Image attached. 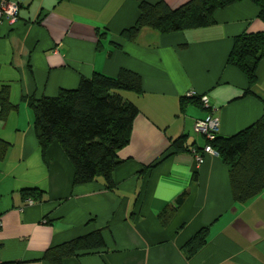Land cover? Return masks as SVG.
<instances>
[{"label":"crops","instance_id":"obj_1","mask_svg":"<svg viewBox=\"0 0 264 264\" xmlns=\"http://www.w3.org/2000/svg\"><path fill=\"white\" fill-rule=\"evenodd\" d=\"M163 1L174 8L188 0ZM137 16L136 0H19L17 21L0 23V85H9L15 105L0 119V138L11 144L0 160V264H47V248L97 228L106 248L63 264H264V189L233 202L226 165L194 130L197 119L214 116L216 134L231 136L263 112L264 59L248 95L242 72L226 64L234 36L264 30L256 5L220 8L209 26L165 34L144 26L124 39ZM123 68L139 74L141 92L114 90L139 111L117 152L114 187L102 178L73 184L58 144L41 154L23 96H53ZM189 91L207 95L209 107L189 102L181 110ZM179 136L187 150L171 153ZM30 187L43 191L40 199L23 197ZM183 192L163 225L158 216ZM205 226L206 243L187 259L185 242Z\"/></svg>","mask_w":264,"mask_h":264},{"label":"trees","instance_id":"obj_2","mask_svg":"<svg viewBox=\"0 0 264 264\" xmlns=\"http://www.w3.org/2000/svg\"><path fill=\"white\" fill-rule=\"evenodd\" d=\"M136 1L137 19L121 32V37L129 41L134 40L144 26L165 34L212 25L218 9L242 0H188L174 8L163 0L155 3ZM248 1L256 5L257 17L264 22V0ZM263 59L264 30L242 32L233 37L226 64L244 75L247 83L245 95L254 94L257 67ZM117 89L141 92L139 74L124 68L115 76L95 72L90 78H82L76 88H61L53 96H23L33 112L41 154L46 156L48 148L58 144L73 167V184L102 178L106 188L114 187L112 172L121 163L117 152L129 142L133 120L139 112L133 103L114 92ZM201 95L183 97L181 110L189 102L201 105ZM14 108L9 85L1 84L0 119H6ZM10 145L0 138V160L5 158ZM206 145L216 151L227 167L233 202L246 203L264 189V109L249 126L231 136L215 133L213 138H206ZM169 149L171 153L186 151L185 136L174 139ZM21 193L25 198L38 200L43 191L30 187L22 189ZM185 196V192L181 193L171 207L164 208L158 216L163 225L183 203ZM102 230L97 228L50 246L42 259L47 264H63L68 258L103 251L106 244ZM208 231V226L201 227L185 242L183 249L187 259L204 246Z\"/></svg>","mask_w":264,"mask_h":264},{"label":"built area","instance_id":"obj_3","mask_svg":"<svg viewBox=\"0 0 264 264\" xmlns=\"http://www.w3.org/2000/svg\"><path fill=\"white\" fill-rule=\"evenodd\" d=\"M19 14V0H0V23L6 22L13 24L17 21ZM188 96L197 95L195 91H189ZM200 101L203 106L209 107L207 95H201ZM218 128V120L214 116H210L205 119H197L194 122V130L197 133L203 134L206 138H213ZM204 151L211 154H217L209 145L204 147ZM202 158L198 157V162H201ZM1 226V221H0Z\"/></svg>","mask_w":264,"mask_h":264}]
</instances>
